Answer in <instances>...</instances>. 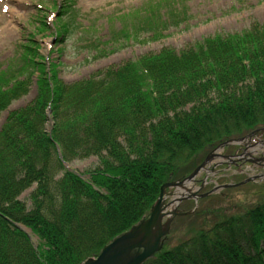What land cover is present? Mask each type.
Listing matches in <instances>:
<instances>
[{
    "label": "trees",
    "instance_id": "16d2710c",
    "mask_svg": "<svg viewBox=\"0 0 264 264\" xmlns=\"http://www.w3.org/2000/svg\"><path fill=\"white\" fill-rule=\"evenodd\" d=\"M171 11L172 22L167 9L148 6L141 18L125 19L123 34L132 42L158 40L172 23H184ZM43 19L41 31L49 29ZM59 23L66 31L67 23ZM143 31L147 38H140ZM38 46L33 38L20 44L0 69V114L28 90L31 77L37 86L34 101L10 112L0 129V264L97 257L149 214L164 184L189 175L213 147L264 126V27L257 23L72 85L58 79V65L48 66ZM91 157L100 164L83 174L89 179L64 166ZM16 225L31 230L37 247ZM241 225L191 226L145 264H264V200L247 210V235Z\"/></svg>",
    "mask_w": 264,
    "mask_h": 264
},
{
    "label": "rangeland",
    "instance_id": "374dc122",
    "mask_svg": "<svg viewBox=\"0 0 264 264\" xmlns=\"http://www.w3.org/2000/svg\"><path fill=\"white\" fill-rule=\"evenodd\" d=\"M148 6L151 10L161 6L163 14L167 9L171 22L174 7L175 17L182 16L184 23L177 28L172 23V29L165 31V36L158 40H150L147 38L149 34L143 31L140 38L147 39L141 43L129 41L123 34L125 19L141 18ZM63 8L72 14L61 17ZM42 18L50 27L45 31L38 28ZM60 20L67 23L64 32H60ZM255 23L264 27V0H167L166 4L158 0H0V67L4 69L17 57L19 44L26 45L33 38L44 59L58 65V79L72 85L108 68H118L148 54H157L165 48L179 53L218 34H241ZM117 42L124 46L115 47ZM35 83V77H31L28 90L0 114V129L10 112L34 101L37 96ZM217 155L219 153L211 151L206 156L212 163ZM99 164L98 158L91 157L75 162L71 168L86 174ZM243 178L241 176L234 182ZM257 192L256 187L247 186L225 191L224 198L217 196L213 200L201 201L195 214L197 217L177 221L175 227L170 228L169 238L161 241V246L176 245L190 226L200 230L215 225L220 229L223 223L227 228L231 221L235 225L242 222V232L247 235V210L258 206L262 200ZM29 195L30 191L26 192L21 200H28ZM192 207L193 204L185 201L181 205L184 211ZM32 243L37 247L38 240L32 238Z\"/></svg>",
    "mask_w": 264,
    "mask_h": 264
},
{
    "label": "water",
    "instance_id": "95a60500",
    "mask_svg": "<svg viewBox=\"0 0 264 264\" xmlns=\"http://www.w3.org/2000/svg\"><path fill=\"white\" fill-rule=\"evenodd\" d=\"M233 142L236 143L239 140L226 142L220 148L223 149ZM208 161L209 159L185 180L164 185L149 217L115 239L96 259L88 260L84 264H143L159 252L162 238L168 234L173 217L183 215L177 210L180 204L187 200L197 201L209 195L198 196L197 191L200 189L195 190L191 187L196 183L197 177L205 169ZM166 190H171V192L167 193ZM169 198H171V202L166 203ZM164 219H167L165 223ZM17 228L26 231L19 225Z\"/></svg>",
    "mask_w": 264,
    "mask_h": 264
},
{
    "label": "flooded vegetation",
    "instance_id": "af4514ba",
    "mask_svg": "<svg viewBox=\"0 0 264 264\" xmlns=\"http://www.w3.org/2000/svg\"><path fill=\"white\" fill-rule=\"evenodd\" d=\"M224 156L229 158L215 161L207 167L199 186L203 185L205 179L206 184L210 185L215 184L217 180H229L232 176H264V133L255 138L251 144L246 143L244 146L231 148Z\"/></svg>",
    "mask_w": 264,
    "mask_h": 264
}]
</instances>
